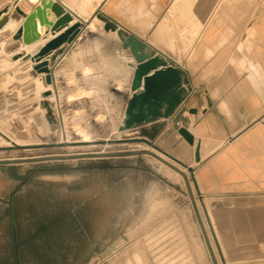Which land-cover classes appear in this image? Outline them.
I'll return each instance as SVG.
<instances>
[{
	"label": "rangeland",
	"instance_id": "rangeland-1",
	"mask_svg": "<svg viewBox=\"0 0 264 264\" xmlns=\"http://www.w3.org/2000/svg\"><path fill=\"white\" fill-rule=\"evenodd\" d=\"M92 30L79 53L72 54L78 42L52 68L50 88L32 75L30 62L14 59V46L0 45V256L7 257L0 264H12L17 244L29 246L30 264H62L51 237L42 240L39 233L66 205L87 199L93 203L83 227L95 250L82 264H213V258L220 264L219 250L226 256L227 248L214 242L215 236L221 244L214 216L210 223L204 213L213 204L194 176L152 146L117 141L127 71L114 59V38L99 23ZM80 60L87 66L77 69ZM46 91L52 106H60L67 141L46 118ZM164 132L154 146L190 164L188 143ZM142 150L185 172L190 188Z\"/></svg>",
	"mask_w": 264,
	"mask_h": 264
},
{
	"label": "crops",
	"instance_id": "crops-1",
	"mask_svg": "<svg viewBox=\"0 0 264 264\" xmlns=\"http://www.w3.org/2000/svg\"><path fill=\"white\" fill-rule=\"evenodd\" d=\"M54 1L87 25L79 43L68 47L80 44L72 54L97 23L102 28L95 18L100 13L187 72L189 96L164 131L184 127L200 144L199 164L188 144V166L213 204L206 215L209 222L214 216L218 246L227 248L220 264H264V0ZM80 63L77 69L87 66ZM28 249L17 244L22 255L10 257L12 264H30Z\"/></svg>",
	"mask_w": 264,
	"mask_h": 264
},
{
	"label": "water",
	"instance_id": "water-1",
	"mask_svg": "<svg viewBox=\"0 0 264 264\" xmlns=\"http://www.w3.org/2000/svg\"><path fill=\"white\" fill-rule=\"evenodd\" d=\"M20 1L22 0H15L12 3L14 13L22 19L20 26L11 36L12 40L20 46H31L40 40L46 42L35 53L16 54L14 59L30 61L32 75L43 74L45 84L52 85L54 81L52 68L87 25L85 22L75 20L71 13L54 0H24L19 5ZM11 13L9 4L0 8V31L8 23ZM51 14L54 15V19L49 18ZM95 18L102 23V30L105 33L116 34L119 47L129 53V56L123 58L133 71L129 98L118 127L119 132L129 133L130 136H121L120 139L152 146L192 174L194 170L191 166L153 144L166 128L167 121L172 119L189 96L190 80L187 72L154 52L146 42L128 33L102 14H96ZM49 34H52V37L48 39ZM8 35L7 32L1 33L0 40ZM116 54L121 57L120 50H117ZM49 95H51L49 91L42 94L44 98ZM43 106L46 107L49 119L54 124L53 130L56 132L58 125L50 105L43 102ZM174 129L183 140L195 147L194 162L199 164L200 144L198 142L195 144L193 135L184 127L174 126ZM146 152L183 176L190 188L185 172L154 152L148 150ZM200 201L202 202V199ZM204 213L206 214V210ZM214 242L218 246L215 236ZM219 255L222 258L220 250Z\"/></svg>",
	"mask_w": 264,
	"mask_h": 264
},
{
	"label": "flooded vegetation",
	"instance_id": "flooded-vegetation-1",
	"mask_svg": "<svg viewBox=\"0 0 264 264\" xmlns=\"http://www.w3.org/2000/svg\"><path fill=\"white\" fill-rule=\"evenodd\" d=\"M92 203L91 199H87L82 202L76 201L75 206L71 208L66 205L55 222L45 224L46 226L39 233L42 240L51 237V242L48 244L57 247L56 256L70 261L71 264H82L95 250L92 233L84 228L87 224L83 227L87 221V214H91Z\"/></svg>",
	"mask_w": 264,
	"mask_h": 264
},
{
	"label": "bare ground",
	"instance_id": "bare-ground-1",
	"mask_svg": "<svg viewBox=\"0 0 264 264\" xmlns=\"http://www.w3.org/2000/svg\"><path fill=\"white\" fill-rule=\"evenodd\" d=\"M15 0H0V8H2L3 6H5V5H7V4H9L10 5V12H12L11 13V15H10V17H9V21H8V23L5 25V27L0 31V34L1 33H3V32H7L9 35L7 36V37H5V38H3V39H1L0 40V45H4V44H6L7 46H14L15 47V51H19V52H15L13 55L15 56L16 54H21V55H23V54H27V53H31V54H33V53H35L44 43H45V41L46 40H40V41H38V42H36V43H34L33 45H31V46H20V45H18V43H16V42H14L13 40H12V35L16 32V30L18 29V27L20 26V24H21V22H22V19L21 18H19L15 13H14V8H13V6H12V3L14 2ZM24 0H22V1H20L18 4L19 5H21L22 4V2H23ZM112 34H115V33H112ZM115 36H116V34H115ZM115 38V37H114ZM116 42H118L117 40V37H116ZM117 46H119L118 44H117ZM11 48V47H10ZM13 49V48H12ZM117 50H119L118 49V47H117V49L115 50V52H113L114 53V59H116V62H117V64H119V65H121L122 66V68H124L127 72V74L125 75V76H123L122 77V79L124 78V77H126V78H128V82L131 80V77H132V68H130L129 66H128V63L126 62V60L123 58V57H127V56H129V53L127 52V51H125V50H123V49H120V56L121 57H119L117 54H116V51ZM64 55V54H63ZM63 55L60 57V59L58 60V62L62 59V57H63ZM20 59V58H19ZM72 59V58H71ZM74 61V60H73ZM28 62H30V61H28ZM57 62V63H58ZM80 62H81V60H80ZM29 67H31V63H30V66ZM85 74V73H84ZM40 80H44V75L43 74H38V75H36ZM97 75H94V78L96 77ZM90 77V76H89ZM97 78H98V76H97ZM54 82V81H53ZM127 82V83H128ZM45 83V82H44ZM45 86H47V87H53V84L52 85H46L45 84ZM101 91V90H100ZM50 96V95H49ZM43 102H47L48 103V105H50V110H52V112H53V116H54V118H55V120H56V124L58 125V123L60 124L61 123V117H60V115H59V117H57L56 116V113H55V109H54V107L52 106V101L51 100H48L47 99V97L42 101V106H43ZM43 108L45 109V114H46V118H47V120L51 123V125H52V127L54 126V124L50 121V119H49V113L47 112V109H46V107H44L43 106ZM122 114V113H121ZM122 116V115H121ZM123 118V117H122ZM64 120H65V118L63 117V122H64ZM121 121H122V119L120 120V122H119V124H116V126H115V130H116V132H117V134H118V139H117V141H123L122 139H120V137L121 136H130L129 135V133H124V132H119L118 131V127H119V125H120V123H121ZM167 127V126H166ZM55 134V133H54ZM56 134H57V136L59 137L60 136V133L58 132V130L56 131ZM133 136H134V134H133ZM66 141V140H65ZM75 143H80V141L78 142H75ZM20 144V143H19ZM2 146V145H1ZM142 151H146V150H142ZM142 151H139V152H142ZM159 156V155H158ZM162 158V157H161ZM193 173H194V171H193ZM193 173L191 174V175H193ZM140 264H143V262H141Z\"/></svg>",
	"mask_w": 264,
	"mask_h": 264
},
{
	"label": "built area",
	"instance_id": "built-area-1",
	"mask_svg": "<svg viewBox=\"0 0 264 264\" xmlns=\"http://www.w3.org/2000/svg\"><path fill=\"white\" fill-rule=\"evenodd\" d=\"M82 39V36H81V34L76 38V40L70 45V46H72L73 44H75V42H78V41H80ZM114 84H111V86H113ZM125 86V95H124V99H123V110H122V116H121V118L120 119H122V117H123V115H124V110H125V107H126V104H127V101H128V98H129V89H130V81L128 82V84H126V85H124ZM55 113H56V116L57 117H59V115H60V117H61V123L59 124L58 123V132L60 133V140H62V137H63V135H65V133H66V127H65V121L63 122V115H62V113H61V109H60V106H59V104H58V106H57V104H55ZM62 129V130H61ZM73 135V136H72ZM68 136V135H67ZM69 136H71L72 138H75L76 136H77V132H73V134L72 133H70L69 134ZM69 138V139H71L72 140V138ZM78 137H80L79 135H78ZM65 140L67 141L68 140V138H66V135H65Z\"/></svg>",
	"mask_w": 264,
	"mask_h": 264
}]
</instances>
